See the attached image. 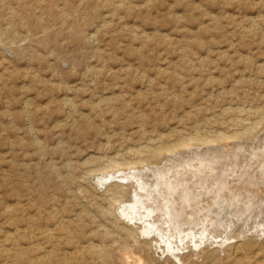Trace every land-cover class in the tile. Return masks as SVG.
<instances>
[{"label": "rangeland", "instance_id": "obj_1", "mask_svg": "<svg viewBox=\"0 0 264 264\" xmlns=\"http://www.w3.org/2000/svg\"><path fill=\"white\" fill-rule=\"evenodd\" d=\"M263 120L264 0H0V264H264V226L177 260L117 212L177 192L215 222L264 191Z\"/></svg>", "mask_w": 264, "mask_h": 264}, {"label": "bare ground", "instance_id": "obj_2", "mask_svg": "<svg viewBox=\"0 0 264 264\" xmlns=\"http://www.w3.org/2000/svg\"><path fill=\"white\" fill-rule=\"evenodd\" d=\"M264 121V120H263ZM259 125V124H258ZM248 134V133H246ZM240 135V134H238ZM244 137V135L242 136H239V138H242ZM205 139V138H204ZM196 142H198L199 144L201 143H205L204 140L200 139V138H195V139H192ZM191 140V141H192ZM219 140V139H218ZM207 143V141H206ZM188 143H181L180 145H178V147H182V146H186ZM177 145V144H176ZM174 147V146H172ZM178 147H174L173 150L175 151V149L177 150ZM162 148V147H161ZM170 148V147H169ZM156 149V148H155ZM159 150L158 151H154L152 152L150 155L153 157V158H157L158 159V156L162 154V149L158 148ZM167 149V148H166ZM148 150V149H147ZM162 150V151H161ZM172 150V149H171ZM150 151V150H149ZM168 151V150H167ZM164 153V152H163ZM149 154V153H148ZM149 155V156H150ZM160 157V156H159ZM230 158V157H229ZM222 159V158H221ZM220 159V160H221ZM228 159V158H226ZM225 159V160H226ZM234 160V159H232ZM249 160V159H248ZM224 161V158L223 160ZM250 161V160H249ZM264 161V160H263ZM197 162V161H196ZM231 162V161H230ZM239 162V161H238ZM245 162V161H244ZM247 162V161H246ZM251 162V161H250ZM214 163V162H213ZM225 163V162H224ZM229 163V161H228ZM243 163V162H242ZM263 163V162H262ZM198 164V163H197ZM212 164V163H211ZM216 167V165L218 166V164L214 163ZM238 164V163H237ZM245 164V163H243ZM115 165V164H114ZM117 165V164H116ZM207 165V164H206ZM227 165V164H226ZM231 165V164H230ZM236 165V164H235ZM261 165V164H260ZM112 166V165H111ZM126 166V164H125ZM212 166V165H211ZM224 166V165H223ZM238 166V165H237ZM236 166V167H237ZM243 166V165H241ZM249 166V165H248ZM117 167V166H116ZM119 167V166H118ZM117 167V168H118ZM199 167V166H198ZM201 167V166H200ZM247 167V166H246ZM116 168V169H117ZM123 168V167H122ZM126 168V167H125ZM203 168L205 169V165H203ZM207 168V167H206ZM213 168V167H212ZM223 168V167H222ZM239 168V167H238ZM105 169V168H104ZM112 169V167L110 168ZM121 169V167H120ZM118 169V170H120ZM209 169V168H208ZM216 169V168H214ZM213 169V170H214ZM241 169V168H240ZM107 170V168H106ZM234 171V170H233ZM256 171V170H255ZM99 172V171H98ZM192 172V170H191ZM194 172V170H193ZM196 172V171H195ZM239 172V171H238ZM248 172V171H247ZM250 172V171H249ZM94 173V172H93ZM201 173V172H200ZM126 174V173H125ZM177 174V173H176ZM179 174V173H178ZM185 174V173H184ZM190 174V173H189ZM197 174V172H196ZM218 174V173H217ZM247 174V173H246ZM251 174H254L251 172ZM119 175L125 182L126 181H129L131 180L130 177H126L125 175H121V174H117ZM191 175V174H190ZM193 175V174H192ZM195 175V174H194ZM199 175V174H198ZM202 175V174H201ZM205 175V174H204ZM114 176L116 175H107L104 177L101 178V177H97L94 179V182L97 184V186L100 188V189H103L104 188V183L103 181L105 179H112ZM173 176V175H172ZM181 176L184 177L183 174H181ZM186 176V175H185ZM210 176V175H209ZM260 176V175H259ZM258 176V177H259ZM263 176V175H262ZM160 178V176H158ZM175 177V176H173ZM178 177V176H177ZM176 177V178H177ZM200 177V176H199ZM198 177V178H199ZM217 177V176H215ZM214 177V178H215ZM245 177V176H244ZM155 178H156V175H155ZM162 178V177H161ZM164 178V177H163ZM169 178V177H168ZM205 177H203L204 179ZM212 178H213V175H212ZM102 179V181L100 180ZM154 179V178H152ZM157 179V178H156ZM174 179V178H173ZM179 179V177H178ZM183 179V178H182ZM186 179V178H185ZM190 180V177L188 178ZM196 179V178H194ZM207 179V177H206ZM205 179V180H206ZM211 179V178H210ZM242 179V178H241ZM254 179V178H253ZM99 180L101 181V183L99 182ZM164 180V179H163ZM181 180V178H180ZM198 180V179H197ZM201 180V183H202V176L200 178ZM204 180V181H205ZM209 180V178H208ZM257 180V179H256ZM158 181V180H157ZM162 181V179L160 180ZM169 181V180H168ZM178 181V180H176ZM174 181V182H176ZM218 181V180H217ZM238 181V180H237ZM258 181V180H257ZM146 183H148L147 181H145ZM167 182V181H166ZM173 182V181H172ZM173 182V183H174ZM181 182H185L184 180ZM200 182V181H199ZM210 182V181H209ZM214 182V181H213ZM160 184V182H158ZM164 184V182H162ZM168 184L171 183V182H167ZM178 183V182H177ZM186 183V182H185ZM194 183V182H193ZM196 183V182H195ZM200 183V184H201ZM206 183V182H204ZM239 183V182H238ZM151 184V183H150ZM157 184V183H156ZM183 184V183H182ZM232 184V183H231ZM262 184V183H261ZM131 185V184H130ZM139 185V184H138ZM166 185V184H164ZM164 185H161V186H164ZM174 185V184H173ZM172 185V186H173ZM178 185V184H176ZM187 185V183H186ZM190 185V184H189ZM194 185V184H192ZM235 185V184H234ZM243 185V184H242ZM255 185V184H253ZM140 186H143V188H145L144 185H140ZM170 186V185H169ZM181 186V185H180ZM191 186V185H190ZM236 186V185H235ZM262 186V185H261ZM152 187V186H151ZM153 187H156L155 185ZM182 187V186H181ZM212 187V186H211ZM248 187V186H247ZM259 187V186H258ZM142 188V189H143ZM157 188H160L157 186ZM173 188V187H172ZM183 188V187H182ZM181 188V189H182ZM207 188V187H206ZM234 188V187H233ZM232 188V190H233ZM249 188V187H248ZM247 188V189H248ZM257 188V187H256ZM261 188V187H260ZM133 189V188H132ZM146 191L144 190L145 193L149 194L150 196L152 194L155 193L154 189H148L145 188ZM167 189V188H166ZM171 189V188H170ZM175 189V188H174ZM179 189V188H178ZM180 189V191H181ZM189 189V188H188ZM186 188H183L182 190H188ZM192 189V188H191ZM226 189V187H225ZM228 189V188H227ZM250 189V188H249ZM248 189V190H249ZM172 190V189H171ZM177 190V189H176ZM175 190V191H176ZM194 190V189H193ZM219 190V189H218ZM221 190V189H220ZM223 190V189H222ZM231 190V191H232ZM258 189H252L250 190V192H252V194H255V196L251 197V194L249 195V193L247 192L246 188H243L241 189L240 187H235L234 188V191H236V194H233L232 192L228 193L229 192V189H228V192L227 194H225V196L227 197V201H223V200H220V199H209L207 200L205 198L204 202H206V204L210 205V206H214L213 208V211H210V213L208 214H213L216 216V221L215 222H209V220L211 221V219L207 220V216H206V219L205 221H200L199 223L196 221L195 222V218H198V214H195L193 213L191 215L187 214L184 216V219H183V223H181L182 221H180V216L181 214L177 212V202L180 203V201L183 200V198L186 196V195H181L180 193H177L175 194V197H176V200L177 202L173 201V203H167L166 201H163L161 202L160 204L156 202V206L151 209L149 207H147V201H149V198H146L144 195L145 198H141L142 196H137L135 195L134 198H129V201H126L125 204H123L122 206H120L118 208V215L119 217L122 219V221L124 223H126L127 225L131 226V227H137L138 230H139V234L137 233V231L135 229H132L134 231V233H136V235H138L137 238L139 239H144L146 241H151L150 244L148 242V244H144V245H151L153 246L152 248L155 249V251L157 252L156 255L162 257V256H165V255H168L169 257H174L173 259H177L179 258V256L181 255L182 251L184 250L185 251V248H187L186 246H192L193 249L195 250H198L200 248H203L204 245H208V244H214L215 242H213V240H215L216 238V234L217 232L216 229H218L219 227L221 228V226H225L224 228V232L225 235H224V239L226 237H228L229 239H227L226 241L230 240V237H231V234H235L236 233V226L241 223L242 227H243V231H239L240 235L239 237H243V233L245 231V233H247L248 231H250L252 228H256L258 232H260L261 230L259 228L263 227L264 226V191L261 190V191H257ZM260 190V189H259ZM174 191V190H173ZM199 191V190H198ZM202 191V190H201ZM217 191V190H216ZM225 191V190H224ZM143 192V191H141ZM182 192V191H181ZM187 192V191H186ZM203 192V191H202ZM214 192V191H213ZM137 193V192H136ZM175 193V192H174ZM190 193V191H189ZM195 193V192H194ZM193 193V194H194ZM209 193V192H208ZM212 193V192H211ZM221 193V192H220ZM156 194V193H155ZM186 194V193H185ZM207 194V193H205ZM213 194V193H212ZM219 194V193H218ZM134 195V194H133ZM140 195V194H138ZM163 195V194H162ZM198 195V193H197ZM210 195V194H209ZM235 195H239V198L242 196L243 198H241L242 200L243 199H248L249 202V206L247 207H244L242 204L239 211H237V215L233 216L232 215V212L230 213L229 208L231 206H233V204H235L234 202V199H235ZM157 196H158V193H157ZM193 196V195H192ZM201 196V194H200ZM206 196V195H204ZM203 196V197H204ZM215 196V195H213ZM223 197V194L221 195ZM220 196V197H221ZM224 196V197H225ZM170 197V196H169ZM172 197V196H171ZM202 197V196H201ZM214 198V197H213ZM174 199V198H173ZM171 199V200H173ZM194 199V198H193ZM195 199H198L195 197ZM230 200V201H229ZM240 200V199H239ZM245 200V201H246ZM124 201V199H123ZM156 201V199H155ZM160 201V200H159ZM195 201V200H194ZM197 201V200H196ZM229 201V202H228ZM257 201V203H256ZM190 202V201H189ZM198 202V201H197ZM197 202L195 204H197ZM146 203V205H145ZM193 203V202H192ZM200 203V202H199ZM246 203V202H245ZM194 204V203H193ZM219 204V206H217ZM152 205V204H151ZM246 205V204H244ZM180 206V205H179ZM188 206V205H187ZM195 206V205H194ZM193 206V207H194ZM205 206V205H204ZM212 206V207H213ZM238 206L239 203H238ZM196 207V206H195ZM207 207V206H206ZM205 207V208H206ZM209 207V206H208ZM235 207V206H233ZM231 207V209L233 208ZM237 207V206H236ZM117 208V207H116ZM181 208V206H180ZM189 208V206H188ZM192 208V207H191ZM197 208V207H196ZM201 209H203L202 207H200ZM239 208V207H238ZM184 209V207H183ZM186 209V208H185ZM182 210V211H185ZM234 209V208H233ZM196 210V209H195ZM194 210V211H195ZM198 210V209H197ZM208 209H206L207 211ZM210 210V209H209ZM208 210V211H209ZM200 211V210H199ZM189 212V211H188ZM198 213V211H197ZM203 213V212H202ZM183 216V215H182ZM212 216V215H211ZM155 218V219H154ZM211 218V217H210ZM203 219V220H204ZM215 220V219H214ZM197 223V224H196ZM136 228V229H137ZM240 228V226H239ZM131 231V232H133ZM130 232V231H129ZM213 232V233H211ZM238 233V232H237ZM219 234V233H218ZM216 235V236H215ZM135 236V235H134ZM233 237V236H232ZM218 239V238H217ZM216 239V241H217ZM253 240V239H252ZM224 241V242H226ZM222 242V241H221ZM147 243V242H145ZM217 244H220L219 242H217ZM145 246V247H147ZM151 248V247H150ZM151 248V249H152ZM239 249V248H238ZM237 249V250H238ZM241 249V248H240ZM244 249V248H243ZM242 249V250H243ZM202 250V249H201ZM183 251V252H184ZM127 254V253H126ZM123 256H126V255H123ZM166 258V257H165ZM30 259V258H29ZM136 259V258H135ZM138 259V258H137ZM129 260V259H127ZM141 260V258L139 259ZM45 261V260H44ZM47 261V260H46ZM133 262V260H132ZM134 263V262H133ZM53 264V262H52ZM136 264V263H135ZM256 264V263H255ZM260 264V263H258Z\"/></svg>", "mask_w": 264, "mask_h": 264}]
</instances>
